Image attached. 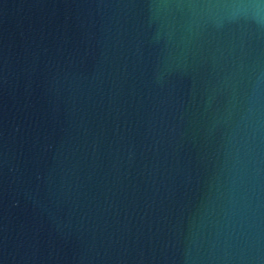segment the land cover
I'll return each instance as SVG.
<instances>
[{"label":"water","instance_id":"1","mask_svg":"<svg viewBox=\"0 0 264 264\" xmlns=\"http://www.w3.org/2000/svg\"><path fill=\"white\" fill-rule=\"evenodd\" d=\"M0 264H264V0H0Z\"/></svg>","mask_w":264,"mask_h":264}]
</instances>
